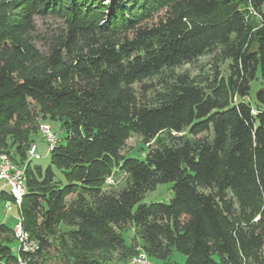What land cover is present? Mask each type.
I'll return each mask as SVG.
<instances>
[{
  "label": "trees",
  "instance_id": "16d2710c",
  "mask_svg": "<svg viewBox=\"0 0 264 264\" xmlns=\"http://www.w3.org/2000/svg\"><path fill=\"white\" fill-rule=\"evenodd\" d=\"M51 14L66 32L42 55L30 35ZM207 55L212 75L175 73ZM258 74L264 0H0V155L25 169L30 262L44 264L54 236L65 264L140 250L166 264L175 251L186 257L175 264H264V110L246 100ZM149 80L164 83L152 99ZM40 116L64 131L47 166L29 155ZM134 135L144 157L122 154ZM120 172L122 188L108 183ZM163 183L169 203L143 201ZM12 236L0 224V264L16 262Z\"/></svg>",
  "mask_w": 264,
  "mask_h": 264
},
{
  "label": "rangeland",
  "instance_id": "374dc122",
  "mask_svg": "<svg viewBox=\"0 0 264 264\" xmlns=\"http://www.w3.org/2000/svg\"><path fill=\"white\" fill-rule=\"evenodd\" d=\"M66 32V24L62 17L58 15H46L41 16L38 15L35 17L34 21V29L31 32L30 39L35 47L42 53V55H48L50 52V47L53 45V42L56 40L58 36L65 35ZM216 61L213 59L212 55H207L199 58L196 62L192 64L184 65L181 68H177L175 70L176 74L180 73H188L191 77H200L204 75H212L214 63ZM228 65L229 61L221 62L219 68L223 75L228 74ZM170 77H166L165 81L169 82ZM146 88L144 89V93L147 97L151 99L155 97V93L163 89L164 83H160L158 80L146 81L144 82ZM163 84V85H162ZM143 90V89H141ZM247 101H250L254 107H260L264 110V80L261 74H258L257 78L251 82L250 93L246 97ZM39 131L35 135L34 142L32 143L29 155L32 156L31 149L35 146V154L40 155L39 158H35L34 162L39 163L43 166H47L50 161V154L53 148V145L60 142L64 137V131L59 122L49 121L48 119H43L41 116L37 120ZM44 125H48L50 127V131L53 135V138L49 140V136L46 134ZM154 145V142L152 143ZM148 151V145L145 144L141 136L134 135L132 136L126 143L124 149L122 150L123 155H129L132 157H144L145 153ZM8 157V156H7ZM9 158V157H8ZM1 159V155H0ZM10 159V158H9ZM11 160V159H10ZM12 161V160H11ZM14 168H24L22 166L16 165L13 161ZM127 176L125 173H118L113 176L114 184L122 188L126 182ZM172 183H163L158 184L157 187L148 192L144 198V202H166L169 203L171 198L173 197V191L171 189ZM75 195L68 197V203L75 198ZM22 204V200L20 201L18 198L15 200H6L4 197H0V224L6 223L11 228H14L20 212V206ZM70 227L62 224L59 227L58 235L66 233L69 231ZM134 235V231L130 230L127 233V240L130 241L131 237ZM14 236V234H13ZM12 236V237H13ZM51 247L48 248L44 253L43 257L40 258V261L44 264H65L61 257V251L59 247V241L54 236L50 238ZM10 246L12 248L13 254H17V241L14 239ZM102 254L100 253L99 257ZM44 258V259H43ZM186 257L175 251L172 255V258L168 264H175L176 261L179 263H184ZM116 259L111 263H115ZM157 264H166L163 262H156ZM125 264V263H123Z\"/></svg>",
  "mask_w": 264,
  "mask_h": 264
},
{
  "label": "built area",
  "instance_id": "2783aa9c",
  "mask_svg": "<svg viewBox=\"0 0 264 264\" xmlns=\"http://www.w3.org/2000/svg\"><path fill=\"white\" fill-rule=\"evenodd\" d=\"M43 128H45L46 134L49 136V140L53 141V135L50 131V127L48 125H44ZM35 150L36 148L33 146L31 149V158L40 157V155L35 154ZM113 182V178L110 177L108 179V183ZM0 183H2L0 191L3 187H6L13 196L14 200L15 198H18L21 201L27 192L25 169L14 168L12 161L5 154H1L0 159ZM13 234L17 241L16 262L13 264H32L30 259L37 253L39 249V242L28 230L25 229L21 211L19 212L18 221L13 228ZM125 264L157 263L153 262L144 251L140 250L139 253L131 257Z\"/></svg>",
  "mask_w": 264,
  "mask_h": 264
},
{
  "label": "crops",
  "instance_id": "0c3cea01",
  "mask_svg": "<svg viewBox=\"0 0 264 264\" xmlns=\"http://www.w3.org/2000/svg\"><path fill=\"white\" fill-rule=\"evenodd\" d=\"M0 186H2V183H0ZM7 188L6 187H3V189L2 190H6ZM2 224V223H1Z\"/></svg>",
  "mask_w": 264,
  "mask_h": 264
}]
</instances>
